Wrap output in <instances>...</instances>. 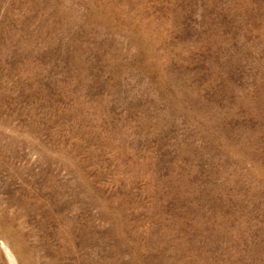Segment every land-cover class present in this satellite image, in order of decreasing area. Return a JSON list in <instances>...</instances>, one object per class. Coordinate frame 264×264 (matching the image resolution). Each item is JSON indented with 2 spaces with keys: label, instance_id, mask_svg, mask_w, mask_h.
<instances>
[{
  "label": "rangeland",
  "instance_id": "374dc122",
  "mask_svg": "<svg viewBox=\"0 0 264 264\" xmlns=\"http://www.w3.org/2000/svg\"><path fill=\"white\" fill-rule=\"evenodd\" d=\"M0 264H264V0H0Z\"/></svg>",
  "mask_w": 264,
  "mask_h": 264
}]
</instances>
